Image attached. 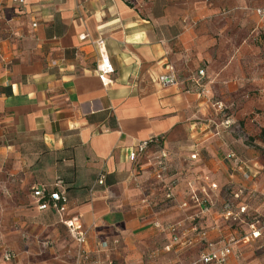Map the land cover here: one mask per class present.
Here are the masks:
<instances>
[{
	"label": "crops",
	"instance_id": "obj_1",
	"mask_svg": "<svg viewBox=\"0 0 264 264\" xmlns=\"http://www.w3.org/2000/svg\"><path fill=\"white\" fill-rule=\"evenodd\" d=\"M263 129L264 0H0V264H191L231 240L248 262L252 219L222 215L226 198L264 211ZM42 187L67 197L82 246Z\"/></svg>",
	"mask_w": 264,
	"mask_h": 264
},
{
	"label": "built area",
	"instance_id": "obj_2",
	"mask_svg": "<svg viewBox=\"0 0 264 264\" xmlns=\"http://www.w3.org/2000/svg\"><path fill=\"white\" fill-rule=\"evenodd\" d=\"M167 68L168 71L158 77V82L162 86H171L177 84L178 79L175 68L172 65H168ZM97 70L100 77L103 79L107 74L112 73L114 71V66L107 54L101 53V58L97 66ZM198 73H199V77L193 79L194 87L197 92L208 94L209 91L206 88H204L202 82V78L206 75V72L204 69H200ZM219 108L223 109L224 106L220 104ZM226 124L228 125L229 121H227ZM154 142H155L154 138L137 142V144L132 148L130 152V160L132 162H137L140 155L143 154L148 149V147ZM166 157H167L166 153H162L161 156L157 157L158 169L160 168V166H164V159ZM192 158H196V155H192ZM157 177L162 178V173L160 170L157 173ZM98 182L103 183V180L100 179ZM173 186L174 184L171 182V184L167 187V193H166L167 199H173L174 197ZM212 187H217V184L213 183ZM90 190L93 191L94 186H92ZM34 194L38 198L39 208L41 209L48 208L51 205L50 201H53V206L57 209V211L61 216V219L63 220L64 210H65L64 203L67 201L66 196H64L59 191L49 192L44 187L34 189ZM60 201L63 202L60 203ZM183 205L185 206L187 204L184 203ZM204 210H208L207 206L204 207ZM241 210L245 211V207H242ZM63 222L69 228L71 235L77 240L79 245L82 246L86 242V231L82 229V226L80 224H76L73 220H63ZM156 224L159 225L158 222H156ZM251 229H252L251 233L248 236H246V239L248 240H250V238L258 237L261 234L260 230L256 227L254 223L251 224ZM209 246H210L209 250L203 253L198 259L194 260L191 264H230L229 259L232 254V244L230 242L223 243L222 245L211 243ZM15 256L16 254L10 250L5 251L3 254L4 259L7 261L12 260ZM107 264H113V263L109 262Z\"/></svg>",
	"mask_w": 264,
	"mask_h": 264
},
{
	"label": "rangeland",
	"instance_id": "obj_3",
	"mask_svg": "<svg viewBox=\"0 0 264 264\" xmlns=\"http://www.w3.org/2000/svg\"><path fill=\"white\" fill-rule=\"evenodd\" d=\"M165 166V165H164ZM164 166H160V167H164ZM247 176V175H245ZM212 184L211 183V187H212ZM226 189H225V192L227 193H232L231 191L234 189L233 188V185L231 184H226ZM212 188H218V185L217 187H212ZM249 200H251V198H248L247 201L245 202L246 205L242 206V207H245V211H242L240 207L239 209V212H235L234 209V199L232 198L230 200V198H226V201L227 203L229 204V208L225 211V213L222 215V217L226 220V221H230L229 223L230 226H232V224H235L236 220H238L240 217H242V219L244 220V216L242 215H246L248 214V216L252 219V222L251 223H254L256 225V227L260 230V236L258 237H254L255 239V244H253V247L252 248H248L246 252H248V255H247V259H248V262H240V264H249L250 263V260L251 259V250H253V254L255 255H258V261H257V264H264V211H256L255 210V213H250L249 212V209L250 207H248V205H250L249 203ZM199 202H201V200H199ZM258 202H259V206H264V195H261L260 194V197H258ZM246 222H248L247 219H245ZM238 222V221H237ZM240 231V230H239ZM252 229H251V226H249V229L247 228H244L243 229V237L246 238V236H248L250 233H251ZM240 234V232H239ZM252 239V238H250ZM230 242L233 246V243L235 241L231 240V241H227L225 243H228ZM224 243V242H223ZM223 243H219L217 245H222ZM229 262L230 264H233L230 259H229Z\"/></svg>",
	"mask_w": 264,
	"mask_h": 264
},
{
	"label": "trees",
	"instance_id": "obj_4",
	"mask_svg": "<svg viewBox=\"0 0 264 264\" xmlns=\"http://www.w3.org/2000/svg\"><path fill=\"white\" fill-rule=\"evenodd\" d=\"M261 138L264 140V129L261 132Z\"/></svg>",
	"mask_w": 264,
	"mask_h": 264
}]
</instances>
